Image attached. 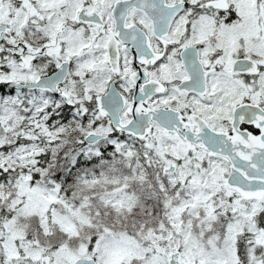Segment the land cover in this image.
<instances>
[{"label": "snow or ice", "instance_id": "1", "mask_svg": "<svg viewBox=\"0 0 264 264\" xmlns=\"http://www.w3.org/2000/svg\"><path fill=\"white\" fill-rule=\"evenodd\" d=\"M0 264H264V0H0Z\"/></svg>", "mask_w": 264, "mask_h": 264}]
</instances>
